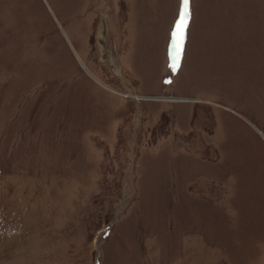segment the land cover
I'll list each match as a JSON object with an SVG mask.
<instances>
[{"label":"rangeland","instance_id":"obj_1","mask_svg":"<svg viewBox=\"0 0 264 264\" xmlns=\"http://www.w3.org/2000/svg\"><path fill=\"white\" fill-rule=\"evenodd\" d=\"M0 0V264H264V0Z\"/></svg>","mask_w":264,"mask_h":264},{"label":"snow or ice","instance_id":"obj_2","mask_svg":"<svg viewBox=\"0 0 264 264\" xmlns=\"http://www.w3.org/2000/svg\"><path fill=\"white\" fill-rule=\"evenodd\" d=\"M183 7L180 13V17L177 22L176 30L173 32V37L177 41V52L173 59V63L170 65L171 67L175 68L178 66L179 58L182 53V44H183V37L184 31L187 28V19H188V4L189 0H182Z\"/></svg>","mask_w":264,"mask_h":264}]
</instances>
